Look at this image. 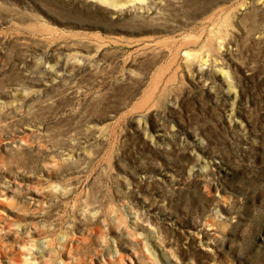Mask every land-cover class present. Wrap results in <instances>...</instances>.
I'll return each instance as SVG.
<instances>
[{
  "label": "rangeland",
  "instance_id": "rangeland-1",
  "mask_svg": "<svg viewBox=\"0 0 264 264\" xmlns=\"http://www.w3.org/2000/svg\"><path fill=\"white\" fill-rule=\"evenodd\" d=\"M0 264H264V0H0Z\"/></svg>",
  "mask_w": 264,
  "mask_h": 264
}]
</instances>
